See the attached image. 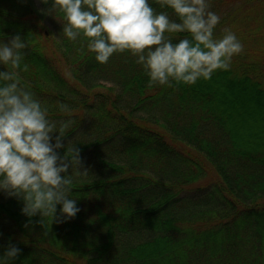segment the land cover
<instances>
[{
	"label": "trees",
	"instance_id": "obj_1",
	"mask_svg": "<svg viewBox=\"0 0 264 264\" xmlns=\"http://www.w3.org/2000/svg\"><path fill=\"white\" fill-rule=\"evenodd\" d=\"M51 2L0 0V38L28 39L21 76L81 149L69 172L80 211L28 217L0 192V252L22 249L11 264H264V0H210L216 35L230 26L244 51L173 86L128 52L97 61Z\"/></svg>",
	"mask_w": 264,
	"mask_h": 264
},
{
	"label": "clouds",
	"instance_id": "obj_2",
	"mask_svg": "<svg viewBox=\"0 0 264 264\" xmlns=\"http://www.w3.org/2000/svg\"><path fill=\"white\" fill-rule=\"evenodd\" d=\"M51 9L62 14L63 34L82 41L97 61L107 63L114 53L128 52L154 84L211 79L217 69H230L245 47L230 26L216 35L221 15L210 0H52L44 10ZM28 46L19 33L7 41L0 38V192L22 199L28 217L39 214L63 223L80 211L70 195L74 180L69 172L74 165L82 171L81 149L74 143L66 147L67 125L58 127L50 119L48 108L22 78ZM21 251L9 242L0 252V264H11Z\"/></svg>",
	"mask_w": 264,
	"mask_h": 264
},
{
	"label": "rangeland",
	"instance_id": "obj_3",
	"mask_svg": "<svg viewBox=\"0 0 264 264\" xmlns=\"http://www.w3.org/2000/svg\"><path fill=\"white\" fill-rule=\"evenodd\" d=\"M46 23H47V25L49 26V28L51 27L52 28V26H51V24L48 22V21H46ZM245 98V97H244ZM242 100H244V99H242ZM250 103H251V100H250ZM252 104V103H251ZM237 106H239V105H237ZM243 108H244V106H242ZM245 107L246 108H248L246 105H245ZM245 118V120H246V117H244ZM248 125H249V127L248 128H251V124L250 123H248ZM210 175H211V173H210ZM208 178H210L209 176L208 177H204V178H201L197 183H195L194 185H196V184H199V183H205L207 180H208ZM193 194V193H195V191H193V190H191V189H186V190H184V192H183V194Z\"/></svg>",
	"mask_w": 264,
	"mask_h": 264
}]
</instances>
